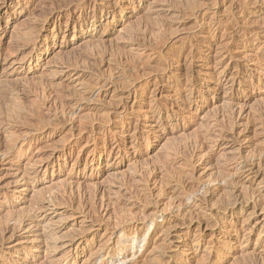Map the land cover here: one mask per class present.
Wrapping results in <instances>:
<instances>
[{"label":"rangeland","instance_id":"1","mask_svg":"<svg viewBox=\"0 0 264 264\" xmlns=\"http://www.w3.org/2000/svg\"><path fill=\"white\" fill-rule=\"evenodd\" d=\"M263 20L264 0H0V264H264ZM224 171L247 208L181 213Z\"/></svg>","mask_w":264,"mask_h":264},{"label":"bare ground","instance_id":"2","mask_svg":"<svg viewBox=\"0 0 264 264\" xmlns=\"http://www.w3.org/2000/svg\"><path fill=\"white\" fill-rule=\"evenodd\" d=\"M116 2V1H115ZM78 3V2H77ZM251 3V2H250ZM256 3V2H255ZM243 4V3H242ZM253 5V4H252ZM191 6V5H190ZM223 6V5H222ZM195 12V11H194ZM193 16V15H192ZM217 20V19H216ZM230 20V19H229ZM162 22V21H161ZM260 22H262V20L260 21ZM263 22H264V20H263ZM77 23L78 22H76V25H77ZM254 23V22H253ZM252 23V24H253ZM198 24V23H197ZM241 24V23H240ZM255 24V23H254ZM257 24V23H256ZM72 25H74V24H72ZM211 25V24H210ZM231 25H232V23H231ZM261 25V24H260ZM198 26V25H197ZM224 26V25H223ZM230 26V25H229ZM233 26V25H232ZM235 26H236V24H235ZM207 27V26H206ZM222 27V26H221ZM258 27V26H257ZM80 28L82 29V25L80 26ZM225 28V27H224ZM259 28V27H258ZM167 29V28H166ZM220 29V28H219ZM231 29V28H230ZM256 30V29H255ZM216 31V30H215ZM257 31V30H256ZM150 32V31H149ZM157 32V31H156ZM166 33V32H165ZM210 33V32H209ZM162 34V33H161ZM160 34V35H161ZM227 34V33H226ZM261 34V33H260ZM159 35V36H160ZM234 35H235V33H234ZM237 35V34H236ZM244 35V34H243ZM227 36H228V34H227ZM264 36V35H263ZM189 37V36H188ZM215 37V36H214ZM260 37V36H259ZM144 38V37H143ZM158 39V38H157ZM210 40V39H209ZM185 41V40H184ZM240 41V40H239ZM228 43H229V40H228ZM227 43V44H228ZM186 44V43H185ZM210 44V43H209ZM197 45V44H196ZM207 45L208 44H206V47H207ZM91 46V45H90ZM164 46V45H163ZM162 46V47H163ZM85 48H86V45L84 46ZM88 48V47H87ZM160 48V47H159ZM165 48V47H164ZM190 48V47H189ZM224 48V47H223ZM228 48V47H227ZM179 49V48H178ZM222 49V48H221ZM162 50H163V48H162ZM194 50V49H193ZM226 50V49H225ZM181 52V51H180ZM186 52H188V49H187V51ZM162 53V52H161ZM176 54V53H175ZM189 54V53H188ZM176 56V55H175ZM174 57V56H173ZM188 57V56H187ZM191 58V57H190ZM100 59V58H99ZM102 59V58H101ZM158 60V59H157ZM217 60V59H216ZM103 61V60H102ZM144 62V61H143ZM142 62V63H143ZM163 62V61H162ZM176 62V61H175ZM95 63V62H94ZM102 63V62H101ZM158 63V62H157ZM177 63V62H176ZM175 63V64H176ZM149 64V63H148ZM156 63H154V65H155ZM202 64V63H201ZM150 65V64H149ZM157 65V64H156ZM206 65V64H205ZM116 66V65H115ZM111 67V66H110ZM131 67V66H130ZM149 67V66H148ZM155 67L156 66H154V70H156L155 69ZM163 67V66H162ZM161 67V68H162ZM216 67V66H215ZM151 68V67H150ZM158 69V68H157ZM114 70V69H113ZM146 70V69H145ZM150 70V69H149ZM123 71V70H122ZM162 71H163V69H162ZM189 71V70H188ZM110 72H111V70H110ZM132 72V71H131ZM155 72V71H154ZM157 72H158V70H157ZM119 73V72H118ZM122 73V72H121ZM128 72H126V74H127ZM135 73H137V72H135ZM140 73V72H139ZM160 74V73H159ZM211 75V74H210ZM216 75V74H215ZM190 76V75H189ZM234 76V75H233ZM124 77V76H123ZM125 78V77H124ZM233 78V77H232ZM127 79V78H126ZM114 81V80H113ZM123 81H124V79H123ZM117 82V81H116ZM122 82V81H121ZM218 82V81H217ZM120 82H118V84H119ZM189 83H191V82H189ZM216 83V82H215ZM47 84V83H46ZM122 85H123V83H121ZM128 84H130V82L128 83ZM127 84V85H128ZM12 85V84H11ZM44 85V84H43ZM49 85V84H48ZM51 85V84H50ZM126 84L124 83V86H120V87H123L121 90L122 91H124V90H126L127 88H128V86H125ZM15 86H17V85H15ZM52 86V85H51ZM7 87H8V85H7ZM117 87V86H116ZM2 88V87H1ZM5 88H6V86H5ZM9 88V87H8ZM11 88V87H10ZM46 88V87H45ZM87 88V87H86ZM89 88V87H88ZM99 88V87H98ZM7 89V88H6ZM13 89V88H12ZM17 89H18V87H17ZM190 89V88H189ZM1 90H3V89H1ZM0 90V91H1ZM7 90H9V89H7ZM129 90V89H128ZM177 90V89H176ZM4 91V90H3ZM11 91H13V90H11ZM25 91V90H24ZM139 91V90H138ZM7 92V91H6ZM14 92V91H13ZM59 92V91H58ZM114 92V91H113ZM3 93H5V92H3ZM7 93H9V91L7 92ZM12 93V92H11ZM62 93V92H61ZM74 93V92H73ZM13 94V93H12ZM12 94H11V96H12ZM17 94V93H16ZM19 94V93H18ZM72 94V93H71ZM75 94V93H74ZM74 94H73V97H74ZM3 95V94H2ZM65 95V94H64ZM78 95V94H77ZM6 96V95H5ZM67 96V95H66ZM93 96V95H92ZM121 96H123V95H121ZM120 96V97H121ZM126 96V95H125ZM138 96H140L141 98L142 97H145L146 96V94L145 93H142V92H139L138 93ZM2 97V96H1ZM0 97V98H1ZM8 97H10V96H8ZM57 97V96H56ZM69 97V96H68ZM16 98V97H15ZM18 98V97H17ZM21 96L18 98V100L20 99L21 100ZM83 97H81L80 98V100L82 99ZM9 99V98H8ZM7 99V100H8ZM12 99H14L13 97H12ZM77 99V98H76ZM122 99V98H121ZM127 99V98H126ZM2 100V99H1ZM0 100V101H1ZM6 100V99H5ZM5 100H3L4 101V103H1L0 102V106H2V104H6L5 102ZM14 100H16V99H14ZM57 100V99H56ZM149 100V99H148ZM11 102H13L12 100H10ZM74 101H75V99H74ZM9 102V101H8ZM16 102V101H15ZM14 102V103H15ZM22 102H23V100H22ZM25 102V101H24ZM118 103V102H117ZM11 104V103H10ZM13 104V103H12ZM25 104H27L26 102H25ZM156 104V103H155ZM15 105V104H14ZM14 105H9V107H12V110L11 109H9V110H11V112H12V114L10 113V115H9V117L11 116L12 118H18L19 117V115L24 111V109L22 108V104L19 102V103H17V105L16 106H14ZM228 105V104H227ZM232 105V104H231ZM4 107L6 106H8V103L6 104V105H3ZM25 106V105H24ZM27 107H28V105H26ZM225 106V105H224ZM224 106H223V111H224ZM6 107H5V109L4 110H6ZM33 107V106H32ZM114 107H116V106H114ZM123 107V106H122ZM26 108V107H25ZM233 108V107H232ZM26 109H28V108H26ZM30 109V108H29ZM101 109V108H100ZM118 109V108H117ZM228 109V108H227ZM231 109V108H230ZM38 110V109H37ZM72 110V109H71ZM1 111V110H0ZM2 111H3V108H2ZM29 111V110H28ZM27 111V112H28ZM114 111V110H113ZM231 111H232V109H231ZM5 112V111H4ZM10 111H8V113H9ZM106 112H108V111H106ZM30 113V112H29ZM35 113V112H34ZM116 113V112H115ZM114 113V114H115ZM226 113V112H225ZM5 114L7 115V110H6V112H5ZM32 114V113H31ZM39 114V113H38ZM232 114V113H231ZM0 115H2V114H0ZM29 115V114H28ZM226 115H228L227 113H226ZM226 115H224V116H226ZM3 116H5L4 114L2 115V118H3ZM21 116H27V114L25 115V114H23V115H21ZM31 116V115H30ZM37 116V115H36ZM120 116V115H119ZM1 117V116H0ZM46 117V116H45ZM57 117V116H56ZM55 117V118H56ZM136 117V116H135ZM4 118H6V117H4ZM3 118V119H4ZM12 118H11V122L13 121L12 120ZM52 118V117H51ZM122 118V117H121ZM145 118V117H144ZM225 118V117H224ZM228 118H230V116L228 117ZM1 119V118H0ZM3 119H1V120H3ZM7 119V118H6ZM6 119H5V121H6ZM23 118H21V119H18V120H22ZM25 119H26V117H25ZM50 119V118H49ZM59 119V118H58ZM86 119V118H85ZM136 119V118H135ZM18 120H16V121H18ZM28 120V119H27ZM26 120V121H27ZM62 120V119H61ZM101 120V119H100ZM230 120H231V118H230ZM15 121V120H14ZM13 121V122H14ZM15 121V122H16ZM22 121H24V119L22 120ZM38 121V120H37ZM104 121H106V120H104ZM103 121V122H104ZM19 122V121H18ZM39 122V121H38ZM37 122V123H38ZM213 122V121H212ZM217 122V121H216ZM222 122V121H221ZM219 123V124H222V123ZM1 123V122H0ZM3 123V122H2ZM17 123V122H16ZM34 123V122H33ZM42 123H44V122H42ZM58 123V122H57ZM106 123H107V121H106ZM232 123V122H231ZM88 124V123H87ZM24 125V124H23ZM37 125V124H36ZM53 128H55L56 126L54 125V124H50ZM49 125V126H50ZM223 125V124H222ZM226 125V124H225ZM229 125V124H228ZM227 125V126H228ZM263 125V124H262ZM9 126V125H8ZM45 127H46V125H44ZM84 126V125H83ZM100 126V125H99ZM226 126V127H227ZM261 126V125H260ZM6 127V126H5ZM31 127V126H30ZM92 127V126H91ZM44 128V127H43ZM59 128V127H58ZM220 129V128H219ZM224 129V128H223ZM3 130V129H2ZM83 130V129H82ZM29 131V130H28ZM36 131H38V130H36ZM39 131H40V129H39ZM229 131H230V128H229ZM12 132V131H11ZM72 132V131H71ZM217 132V131H216ZM6 134V133H5ZM85 134V133H84ZM226 135V134H225ZM18 136V135H17ZM215 136V135H214ZM11 137H13V136H11ZM223 137V136H222ZM227 137H228V135H227ZM16 138V137H15ZM19 138V137H18ZM217 138V137H216ZM215 137H214V139H216ZM224 138H226V137H224ZM10 139H12V138H10ZM13 141V140H12ZM11 142V141H10ZM8 143H9V141H8ZM197 144V143H196ZM0 145H2V144H0ZM10 145V144H9ZM8 145V146H9ZM7 146V145H6ZM11 146V145H10ZM197 146V145H196ZM200 146V145H199ZM13 146H11V148H12ZM92 147V146H91ZM90 147V148H91ZM264 147V146H263ZM6 148V147H5ZM10 148V147H9ZM256 148V147H255ZM2 149V148H1ZM4 149V148H3ZM2 149V150H3ZM204 149V148H203ZM257 149V148H256ZM7 150H9V149H7ZM4 152H7L6 150L4 151ZM259 152H261V151H259ZM9 153V152H8ZM5 154V153H4ZM253 154V153H252ZM99 155H100V153H99ZM259 161V160H258ZM262 161V160H261ZM260 162V161H259ZM235 163V162H234ZM248 163H250V162H248ZM256 163V162H255ZM258 163V162H257ZM258 165V164H257ZM256 165V166H257ZM262 163H261V167H262ZM260 166V165H259ZM188 167V166H187ZM194 168V167H193ZM246 168H247V166H246ZM245 168V169H246ZM253 168V167H252ZM257 168V167H256ZM250 169V168H249ZM193 170V169H192ZM227 170V169H226ZM251 170V169H250ZM249 170V171H250ZM255 170V169H254ZM259 170V169H258ZM194 171V170H193ZM223 171V170H222ZM244 171V170H243ZM248 171V172H249ZM175 172V171H174ZM173 172V173H174ZM181 172V171H180ZM180 172H178V173H180ZM196 172V171H195ZM218 172V171H217ZM247 172V173H248ZM236 172H234V173H232L231 171L230 172H226V171H224V172H221L220 174H219V176H218V179L216 180V182L218 183V190H219V194H220V196H218V197H220L219 198V200H215L214 199V195H210V197L208 198V197H205V195L207 194V190H204V192H203V194H201L202 195V197L201 198H193V203H194V205H195V203L196 202H198V203H196L197 205L196 206H190V205H188L187 203H184V200H183V198H182V196L181 197H175L174 199L175 200H178L179 201V204H178V206L179 207H181V213H185V212H187V211H185V210H188L190 213L189 214H192V213H194V210H195V208L194 207H196V208H200V209H203L204 210V213L206 214V213H208V216H209V219H211V220H214V222H209V221H207V222H209L211 225H208L209 226V228H214L215 227V220H216V216H218V214H220V213H223V212H231L232 213V216H233V211H234V209H235V207H237V208H240L239 210H241V209H244V208H247L249 205H248V203H249V200H251L250 199V196H248L247 194H242V195H240V194H238L237 193V191H236V189H235V187H237V186H242L243 185V182L241 183L240 182V180L238 179V177L236 176V174H235ZM246 173V172H245ZM252 173H253V169H252ZM167 174V173H166ZM242 174V173H241ZM258 174V173H257ZM172 175H174V174H172ZM183 175V174H182ZM240 175V174H239ZM238 175V176H239ZM215 176H217V174H215ZM214 176V177H215ZM243 176V175H242ZM251 176V175H250ZM213 177V176H212ZM213 177V179L215 180V178ZM255 177V181H258L261 185H262V183H264V176H262L261 174H259V176L258 175H255L254 176ZM165 178V177H164ZM174 178V177H173ZM183 179V178H182ZM240 179H242V178H240ZM251 179H253V178H251ZM175 180H176V178H175ZM188 180H190V179H188ZM242 181V180H241ZM143 182V181H142ZM192 182V181H191ZM165 182H163V184H164ZM174 183V182H173ZM181 183L183 184V182L181 181ZM188 183V182H187ZM250 184V183H249ZM169 185V184H168ZM185 185V184H184ZM190 185V184H189ZM196 185V184H195ZM145 186V185H144ZM246 186V185H245ZM248 187H249V185H247ZM246 186V187H247ZM166 187V186H165ZM174 187V186H173ZM244 187V186H243ZM64 188H65V186H64ZM68 188V187H67ZM145 188V187H144ZM194 188V187H193ZM211 188V187H210ZM209 188V189H210ZM201 189V188H200ZM209 189H208V191H209ZM212 189H213V187H212ZM240 190H242L241 188H239ZM246 189H248V188H246ZM245 189V190H246ZM90 190H92V189H90ZM89 190V191H90ZM195 190V189H194ZM216 190V189H215ZM65 191V190H64ZM89 191H88V193H89ZM197 191V190H196ZM200 191V190H199ZM211 191V190H210ZM257 191V190H256ZM91 192V191H90ZM217 192V191H216ZM239 192V191H238ZM250 192V191H249ZM255 192V191H254ZM259 192V191H258ZM169 193H172V190H171V188L169 189V190H167L166 191V194H169ZM246 193H247V191H246ZM257 193V192H256ZM178 194V193H177ZM183 194H184V196H186V194H187V191H184L183 192ZM249 195H251V194H249ZM91 196H92V194H91ZM94 196V195H93ZM168 196V195H167ZM175 196H176V194H175ZM254 196V195H253ZM256 196H261V195H258V193H257V195ZM200 197V196H199ZM251 197H252V195H251ZM149 198V197H148ZM186 198H190V195H188V197H186ZM259 198V197H258ZM151 199V198H150ZM168 200V199H167ZM261 201L260 202H262V205L264 206V198L262 199H260ZM146 201V200H145ZM148 202H149V200H148ZM140 203V202H139ZM145 203V202H144ZM178 203V202H177ZM192 205V204H191ZM257 205V204H256ZM256 205H254V203L251 205L252 206V208L253 209H255V210H259L260 208H258ZM202 206H204V208H202ZM157 207V206H156ZM262 207V206H261ZM80 208V207H79ZM143 208V207H142ZM90 209V208H89ZM92 210L94 209V208H91ZM116 209V208H115ZM151 209V208H150ZM91 210V211H92ZM199 210V209H198ZM263 210H264V207H263ZM132 211V210H131ZM200 211V210H199ZM206 211H208V212H206ZM261 211V210H260ZM197 212V211H196ZM195 212V213H196ZM201 212H203V211H201ZM116 213V212H115ZM121 213V212H120ZM130 213V212H129ZM194 213V214H195ZM198 213V212H197ZM196 213V214H197ZM200 213V212H199ZM81 214V213H80ZM136 214V213H135ZM140 214H141V212H140ZM147 214V213H146ZM145 214V215H146ZM176 214V213H175ZM187 214H188V212H187ZM193 214V215H194ZM203 214V213H202ZM235 214V213H234ZM240 214V213H239ZM252 214V213H251ZM250 214V215H251ZM132 215V214H131ZM156 215V214H155ZM173 215V214H172ZM178 215V214H177ZM176 215V216H177ZM182 215V214H181ZM184 215V214H183ZM192 215V216H193ZM236 215V214H235ZM238 215V214H237ZM140 216V215H139ZM143 216V215H142ZM176 216H174V217H176ZM188 216V215H187ZM196 215H194V217H195ZM201 216V215H200ZM240 216V215H239ZM247 216V215H246ZM71 217V216H70ZM152 217V216H151ZM191 217V216H190ZM202 217V216H201ZM250 216H247L246 217V220L249 218ZM139 218V217H138ZM185 218H186V216H185ZM189 218V217H188ZM199 218V217H198ZM109 219V218H108ZM187 219V218H186ZM185 219V220H186ZM190 219V218H189ZM188 219V220H189ZM192 219H194L193 217H192ZM192 219H191V221H192ZM197 219V218H196ZM196 219H194V220H196ZM207 219V218H206ZM174 220H176L175 218H173V222H175ZM180 220H181V217H180ZM185 220H183L182 219V222H180V223H178V224H175L174 226H170V224H169V226L171 227V229L172 228H174V227H176L177 225H180L181 227H182V225H186L188 222L187 221H185ZM200 221L197 223L198 225V227L199 226H203L202 224H201V218L199 219ZM245 220V221H246ZM144 221V220H143ZM203 221H204V219H203ZM206 221V220H205ZM248 221V220H247ZM123 223V222H122ZM135 223V222H134ZM171 223V222H170ZM192 223V222H191ZM203 223V222H202ZM109 224V223H108ZM189 224V223H188ZM218 224V223H217ZM135 225V224H134ZM206 225V224H205ZM223 225V224H222ZM226 225V224H225ZM262 225V224H261ZM93 226V225H92ZM108 226V225H107ZM114 226V225H113ZM162 226V225H161ZM161 226L160 225H155L154 226V228H153V231H155V232H158V231H160V229H162L161 228ZM207 226V227H208ZM169 227V228H170ZM178 227V226H177ZM203 227H205V226H203ZM107 228V227H106ZM165 228H166V226H165ZM164 228V229H165ZM168 227H167V229H166V231H164L163 233L164 234H166V232H167V230L169 229ZM186 228V227H185ZM188 228V227H187ZM224 228V227H223ZM200 229H202V228H200ZM228 229H229V227H228ZM227 229V230H228ZM231 229V228H230ZM174 230V229H173ZM223 230V229H222ZM225 230V229H224ZM169 231V230H168ZM195 231V230H194ZM193 231V232H194ZM160 232H162V231H160ZM175 232V231H174ZM197 232V231H196ZM203 232V231H202ZM227 233H228V231H227ZM233 233V232H232ZM157 234V233H156ZM168 234H169V232H168ZM231 234V233H230ZM83 235V234H82ZM145 235V234H144ZM142 236V235H141ZM119 240H121L120 239V237L118 238ZM166 240V239H165ZM183 240V239H182ZM145 241V240H144ZM185 241V240H184ZM47 242V241H46ZM45 242V243H46ZM133 242V241H132ZM161 242V241H160ZM160 242H158V243H160ZM44 243V244H45ZM157 243V244H158ZM162 243V242H161ZM105 244V243H104ZM128 245V247L130 246L131 247V245H129V244H127ZM168 245V244H167ZM39 246V245H38ZM158 247H155V248H157V249H160L161 248V246H163V243L161 244V246H159V245H157ZM176 246H177V244H176ZM212 246V245H211ZM103 247V246H102ZM175 247V246H174ZM179 247V246H178ZM163 249H165V248H163ZM169 249H171V248H169ZM168 249V250H169ZM167 250V251H168ZM148 251H149V249H148ZM147 251V252H148ZM152 251V250H151ZM159 251H161V249L159 250ZM162 251H164V250H162ZM166 251V250H165ZM129 252V251H128ZM220 252H223V251H221L220 250ZM152 253V252H151ZM163 253V252H162ZM146 254V253H145ZM165 254V252L163 253V255ZM128 257H129V255H127ZM150 257V256H149ZM222 257H223V255H222ZM148 258V257H147ZM152 257H150V259H149V261H148V263L150 262V264H167V262L166 263H164L163 262V260L161 259V257L160 256H158V255H156L155 254V256L151 259ZM123 259V258H122ZM128 259V258H127ZM126 259V260H127ZM220 259H221V256H220ZM126 263V261L125 260H123V261H118L117 262V264H125ZM187 263V262H186ZM96 264V263H95ZM110 264V263H109ZM115 264V263H114ZM130 264V263H129ZM132 264V263H131ZM133 264H135V263H133ZM175 264H184L183 262H178V261H176L175 262Z\"/></svg>","mask_w":264,"mask_h":264}]
</instances>
